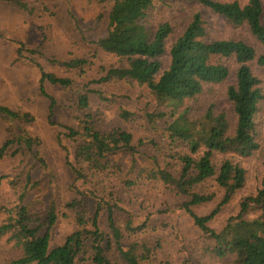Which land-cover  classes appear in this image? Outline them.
Masks as SVG:
<instances>
[{
	"label": "rangeland",
	"instance_id": "obj_1",
	"mask_svg": "<svg viewBox=\"0 0 264 264\" xmlns=\"http://www.w3.org/2000/svg\"><path fill=\"white\" fill-rule=\"evenodd\" d=\"M236 1L245 4L247 0ZM261 4L264 22V0ZM109 6V2L100 3L98 0H0V104L21 113L28 112L34 118L30 123H23L0 116V149L6 144L3 153L0 152V224L7 215L14 213L18 193H24L23 203L41 218L53 202L58 214L64 212L66 215L51 229L52 244H59L74 228V213L64 207L66 202L80 198L72 187L83 190L90 186L97 195L108 200L112 197L125 210L114 209L118 226L122 227L128 218L146 220L145 231L131 238L127 234L121 236L122 245L136 237L154 248L150 261L143 264H161L164 261L171 264H183L185 261L187 264H233V255L222 258L214 255L213 239L203 234L183 210L182 204L188 198L179 195L172 185L148 178L157 167L166 168L175 176L180 173V161L169 157L168 141L163 136V129L171 118L166 116L157 120L160 130L153 128L145 118L147 112L164 111L168 114L170 108L157 107L148 89L134 82H96L104 74V69L122 65L120 60L96 44L106 34ZM195 12L203 16L212 38L242 39L254 47L257 55L264 54V47L247 26H233L197 2L165 0L157 4L151 14L154 23L170 22L174 35H177ZM18 43L27 50H33L25 53L26 59L29 57L31 61L16 58ZM76 58L85 59L87 63L81 67L64 65ZM34 63L47 72L72 80L67 88L45 83L46 92L56 102L52 118L54 124L47 118L48 100L39 92L40 73ZM228 65L229 78L222 84L212 85L196 99L191 104L193 111L201 113L209 105H214V110L224 111L232 117L225 87L234 82L236 64L230 61ZM249 66L258 77L264 95V67L256 62ZM83 91H88L89 112L95 117V125L101 130L119 127L130 132L136 149L134 163L130 154L119 151L112 157L110 168L102 173L104 175L87 172L89 184L74 180L66 163V159L73 162L75 148L82 139L80 132L75 139L67 137L65 127L80 131L77 118H82L84 112L77 108L76 99ZM123 109L133 114L131 118H120L119 113ZM254 123L259 143L256 151L245 157L218 153L213 156L216 166L224 159H230L245 170L243 187L236 190L229 202L209 221V227L216 231L221 230L230 217L237 215L245 197L255 196L261 187L264 174V97ZM24 134L36 140L31 150L18 141V137ZM177 150L180 154L187 151L184 145ZM78 166L86 169L85 163L79 162ZM139 169L143 171L139 172ZM128 180L133 181V185L127 186L125 181ZM195 191L212 195L206 203L191 207L197 215L208 214L224 194L223 188L212 178L197 185ZM83 202L92 210L91 198H84ZM260 213V209L251 207L244 217L252 219ZM99 224L109 235L105 210L101 211ZM16 254V249L11 247L6 237L2 238L0 264ZM105 254L113 263L127 264L120 257L114 240ZM79 264L92 263L85 261Z\"/></svg>",
	"mask_w": 264,
	"mask_h": 264
},
{
	"label": "trees",
	"instance_id": "obj_2",
	"mask_svg": "<svg viewBox=\"0 0 264 264\" xmlns=\"http://www.w3.org/2000/svg\"><path fill=\"white\" fill-rule=\"evenodd\" d=\"M164 1L98 0L100 3L109 2L110 6L106 34L96 44L105 53L120 60L122 65L104 69V74L96 82H134L148 89L157 107L170 108L168 114L164 111L147 112L145 118L157 130H160L157 120L166 116L171 118L163 129V136L168 141L171 152L169 157L180 161V173L175 176L168 169L157 167L150 172L148 178L172 185L179 195L188 198L182 208L198 229L209 239H213L212 252L216 257L233 255V264H264V174L257 194L245 197L240 203L237 215L230 217L221 230L216 231L208 225L245 182V170L238 163L224 159L216 166L213 156L218 153L245 157L259 148L254 122L264 95L260 81L249 64L256 62L264 67V54L257 55L254 47L242 39L212 38L199 12L193 13L183 31L174 35L170 22L166 20L154 23L152 20V10ZM177 1L197 2L233 26H247L264 47L261 0H247L245 4L236 0ZM26 52L32 53L33 50H27L22 43H18L16 58L31 61L29 57L26 59ZM230 61L236 64V68L234 82L225 87V96L230 104L232 117L224 111L214 110V105H209L201 113L193 111L191 104L196 99L212 85L222 84L229 78ZM86 63L85 59L76 58L64 65L81 67ZM34 64L40 73L39 92L48 100L47 118L49 123L54 124L52 118L56 102L46 92L45 83L67 88L72 80L47 72L38 63ZM76 106L84 112L82 118H77L80 131L65 127L66 136L70 139H75L78 132L82 136L75 148L73 162L66 159L74 180L89 184L87 172H108L112 157L119 151L130 154L134 163L136 149L130 132L119 127L109 130L98 128L94 115L89 112L88 91L78 95ZM132 115L125 109L119 113L123 120L131 118ZM0 116L23 123L34 120L28 112L21 113L1 104ZM18 138L29 150L36 142L27 134ZM5 145L0 149L1 154ZM183 145L187 151L183 154L177 153V148ZM79 162L85 163L86 169L79 167ZM142 171L143 169H139V172ZM210 178L223 188L224 194L208 214L197 215L191 207L206 203L212 199V195L200 194L195 191V187ZM133 183L130 180L125 181L127 186ZM72 190L80 198L66 202L64 207L74 213V228L56 245L52 244L51 229L66 216L65 213L58 214L55 204L51 202L41 218L23 203L24 193L17 194L18 203L14 213L7 215L0 224V240L6 237L17 254L1 264H79L85 261L92 264H118L107 259L105 254L113 240L125 263L143 264L150 261L154 248L145 242L133 237L127 245L121 244L123 234L131 238L145 231L146 220L135 221L128 218L120 227L115 222L114 209L122 207L112 197L108 200L99 196L90 186L83 190L74 186ZM84 198L93 200L92 210L85 207ZM251 207L260 209L261 213L255 218L246 219L244 216ZM102 210L106 211L109 235L100 228ZM161 264L171 263L164 261Z\"/></svg>",
	"mask_w": 264,
	"mask_h": 264
}]
</instances>
